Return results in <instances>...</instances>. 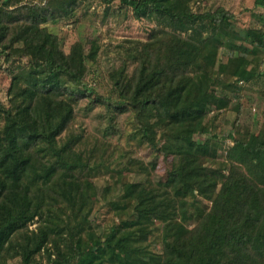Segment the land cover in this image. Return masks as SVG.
Segmentation results:
<instances>
[{"label": "trees", "instance_id": "1", "mask_svg": "<svg viewBox=\"0 0 264 264\" xmlns=\"http://www.w3.org/2000/svg\"><path fill=\"white\" fill-rule=\"evenodd\" d=\"M121 2L158 26L130 46L110 72L114 96L99 100L131 114L135 133L155 154L149 165H139L143 170L157 168L160 156L171 165L155 184L148 176L123 182L111 202L124 211L120 223L104 236L93 230V207L110 188L87 175L96 168L79 148L84 135L69 129L100 45L91 40L87 54L79 40L66 52L49 25L78 0H0V52L27 59L11 89L17 103L6 108L0 102V264L12 249L32 264L62 224L57 205L74 215L71 231L90 228L74 242L77 264H264V125L256 132L235 120L224 137L207 121L211 111H243L239 82L264 81V29L241 30L225 9L194 11L192 0ZM256 2L264 7V0ZM223 47L226 58H220ZM222 137L233 145L226 165L216 167ZM198 197L212 202L209 211L199 208ZM37 217L45 220L39 237L17 247L15 237ZM179 217L197 222L179 224ZM159 223L157 252L150 241Z\"/></svg>", "mask_w": 264, "mask_h": 264}, {"label": "rangeland", "instance_id": "2", "mask_svg": "<svg viewBox=\"0 0 264 264\" xmlns=\"http://www.w3.org/2000/svg\"><path fill=\"white\" fill-rule=\"evenodd\" d=\"M256 1L192 0L191 6L194 11H215L218 8H223L232 16L233 21L241 30L252 25L264 29V7L257 5ZM72 7L74 10L71 12L69 10L58 21L51 20L49 25L58 33L62 48L66 52H69L71 46L79 40L87 43V54L91 40L96 39L100 45V51L95 61L88 62L86 83L89 91L86 96L79 98V102L76 104L75 118L69 131L84 135V141L81 142L79 148L83 151L85 160L89 159L90 169L96 168L87 172V175L91 173L99 187L110 188L106 198L100 200L93 207L90 215L93 230L104 236L112 227L119 224L124 216V211H119L111 205L113 200L118 199L122 191V183L143 180L148 176L149 180L155 184L159 179L165 177L166 170L171 165V158L166 159L160 156L157 168L151 167L148 171L143 170L139 165L141 163L149 165L155 154L148 146L141 143L139 135L135 133L131 114L116 113L115 110H112L113 108L107 107V103L99 100V98L108 99V97L114 96L110 72L122 64L130 46L139 40H147L158 24L155 20L143 15L137 16L132 7L122 3L121 0H78V3ZM229 53L226 47L221 48L220 58H226ZM260 58L264 60L263 51H261ZM26 63V58L8 59L0 52V102L6 108H11L17 103L12 99L11 89L15 75ZM254 65L256 63L252 66ZM261 67L264 69V63ZM133 68L134 65L131 64L130 70ZM231 80L235 81L236 78H231ZM239 85L245 88L242 97L243 111L239 114L233 108H228L211 111L207 117V121L213 126V131L217 134H224V137L227 136L231 124L235 120H239L241 125L250 126L256 132L264 125V81L253 80L249 83L241 81ZM228 94L232 96L231 92ZM215 115L218 117L216 118ZM2 126L0 123V129ZM224 137L220 138L221 142L216 149L217 157L212 163L216 167L222 164L226 165V151L233 145L231 139L227 138L225 141ZM197 138L205 137L199 135ZM196 201L201 210L209 211L212 206L211 201L202 197H198ZM55 210L61 213L62 224L56 226L52 233L50 232L48 244L34 256L32 264H77V258L72 255L76 245L74 242L79 238H86L87 230L90 228L86 226L87 230L76 232L74 229L75 238H73L71 235L73 231L70 229L76 224L73 221L75 220L74 215L69 216L70 213L63 212L58 205ZM132 214L131 210L129 215L132 216ZM56 221L59 222L57 219ZM68 222H71L70 225L67 224ZM177 222L193 226L197 219L189 218L185 221L179 217ZM44 225L45 220L37 217L15 237L17 240L14 244L19 247L28 242L30 238L39 237L37 235L40 234V228H43ZM161 225L159 223L154 227L155 235L150 241L151 247L157 252H160L163 246L160 239ZM57 231H61V235ZM59 243L60 245H58ZM15 252L16 249H12L9 257L1 264H25L20 256L14 257Z\"/></svg>", "mask_w": 264, "mask_h": 264}]
</instances>
